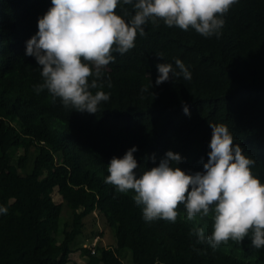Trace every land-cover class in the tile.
Masks as SVG:
<instances>
[{
	"label": "trees",
	"instance_id": "16d2710c",
	"mask_svg": "<svg viewBox=\"0 0 264 264\" xmlns=\"http://www.w3.org/2000/svg\"><path fill=\"white\" fill-rule=\"evenodd\" d=\"M50 6L51 0H0V206L6 209L0 264H67L92 213L112 231L114 247L96 245L94 254L81 249L86 264H123L120 250L130 252V264H264V247L252 246L250 235L215 247L198 239L197 229L205 237L212 231L211 210L188 219L178 204L174 222L145 221L133 190L105 182L109 160L133 145L138 173L156 166L166 150L181 155L176 166L186 173L203 171L209 124L223 123L264 183V0L231 5L219 38L147 22L134 47L112 53L115 59L103 67L91 91L109 100L97 113L36 91L42 77L34 58L24 55L25 41ZM115 11H127L126 20L134 14L131 5ZM176 59L191 79L173 76L156 85V64L175 68ZM18 150L23 155L12 163ZM63 208L70 219L60 224Z\"/></svg>",
	"mask_w": 264,
	"mask_h": 264
},
{
	"label": "clouds",
	"instance_id": "9594fccd",
	"mask_svg": "<svg viewBox=\"0 0 264 264\" xmlns=\"http://www.w3.org/2000/svg\"><path fill=\"white\" fill-rule=\"evenodd\" d=\"M237 0H51V6L37 19V31L25 41L24 55L34 58L40 69L39 92L47 89L65 107L79 112L97 113L109 95L97 88L102 69L113 61L112 53L123 54L134 47L137 33L143 36L147 22L162 20L166 26L189 27L205 37L219 38L223 14ZM131 5L134 14L126 20L115 9ZM178 70V71H177ZM155 84L173 76L191 79L181 62L156 64ZM110 87V83L108 85ZM182 111L189 114L188 106ZM211 135L203 171L188 172L176 165L183 159L166 150L156 166L134 171L138 164L133 145L107 164L105 182L120 192L131 189L134 201L143 205L145 221L164 218L175 221L176 206L182 204L186 217L213 213L211 233L205 237L197 229L198 239H207L213 247L231 239L240 242L250 235L252 246L264 247V183L251 172L255 161L234 143L233 134L223 124H209ZM6 212L0 206V213Z\"/></svg>",
	"mask_w": 264,
	"mask_h": 264
},
{
	"label": "rangeland",
	"instance_id": "374dc122",
	"mask_svg": "<svg viewBox=\"0 0 264 264\" xmlns=\"http://www.w3.org/2000/svg\"><path fill=\"white\" fill-rule=\"evenodd\" d=\"M34 151L31 150L29 155H31ZM23 155L22 150H18L11 157V162L15 163L18 156ZM42 177V176H41ZM40 177V178H41ZM39 179V178H38ZM131 190V189H129ZM53 200L56 204H59L61 199L56 194H53ZM70 213L67 208H63L61 214V222L63 224L65 221H69ZM99 245L101 247H114V239L112 236V231L105 225L104 219L97 216L96 213H92L88 215L84 219V229L83 233L76 238L74 243H72L71 247L73 249V254L70 255L67 264H86L87 258L82 254L81 249L85 248L88 250L89 246H93V243ZM119 258L123 264H130V252L127 250L119 251Z\"/></svg>",
	"mask_w": 264,
	"mask_h": 264
},
{
	"label": "built area",
	"instance_id": "2783aa9c",
	"mask_svg": "<svg viewBox=\"0 0 264 264\" xmlns=\"http://www.w3.org/2000/svg\"><path fill=\"white\" fill-rule=\"evenodd\" d=\"M95 244H96V242L93 243V246H92V247L89 246V248H88V249L90 250V253H91V254H94Z\"/></svg>",
	"mask_w": 264,
	"mask_h": 264
}]
</instances>
